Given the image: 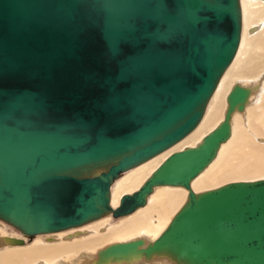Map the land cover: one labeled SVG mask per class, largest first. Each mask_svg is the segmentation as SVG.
Here are the masks:
<instances>
[{"label":"water","instance_id":"obj_1","mask_svg":"<svg viewBox=\"0 0 264 264\" xmlns=\"http://www.w3.org/2000/svg\"><path fill=\"white\" fill-rule=\"evenodd\" d=\"M241 24L239 0H0V221L57 232L128 215L156 186L181 187L156 238L111 243L97 262L264 264V178L191 187L250 86L234 83L214 128L110 205L115 179L199 123Z\"/></svg>","mask_w":264,"mask_h":264},{"label":"bare ground","instance_id":"obj_2","mask_svg":"<svg viewBox=\"0 0 264 264\" xmlns=\"http://www.w3.org/2000/svg\"><path fill=\"white\" fill-rule=\"evenodd\" d=\"M239 1L242 24L238 47L220 77L199 123L179 142L115 179L110 187V205L113 208L118 205L123 194L136 190L167 155L184 146L196 145L220 122L226 108V95L236 82L252 87L248 103L242 111L232 113L230 136L220 145L211 163L191 182V187L194 191H199L217 187L226 181H248L264 177V0ZM182 189L184 188L156 186L144 206L122 216L135 213L124 223L117 227H108L104 234L94 233L71 243L59 241L57 244H43L39 241L40 237L33 245L20 247L25 245L27 237L33 238L42 234L29 236L22 233L12 237L1 233L0 264H99L98 251L111 243L142 238L146 244L156 238L184 202L187 192ZM111 217L113 216L106 215L90 222L91 224L67 229V232L58 233L57 236L67 234L69 241L83 234L80 232L82 229H79L81 227L96 232L102 226L108 225ZM73 231L76 232L69 233ZM5 237L21 239L22 243L9 242ZM100 264L174 263L166 258H141L137 261H109Z\"/></svg>","mask_w":264,"mask_h":264},{"label":"rangeland","instance_id":"obj_3","mask_svg":"<svg viewBox=\"0 0 264 264\" xmlns=\"http://www.w3.org/2000/svg\"><path fill=\"white\" fill-rule=\"evenodd\" d=\"M213 102V101H212ZM212 102H211V104H212ZM209 108V107H208ZM208 110V109H207ZM207 113V112H206ZM188 146V145H187ZM185 147V146H184ZM258 178H261V177H256V179H258ZM264 178V177H263ZM249 180H255V178H253V179H249ZM248 180V181H249ZM230 182V181H229ZM224 183H227V181L226 182H224ZM224 183H222V184H224ZM222 184H219V185H222ZM214 187H216V186H214ZM178 189H180V188H178ZM182 190H184V189H182ZM199 191H201V190H199ZM187 192V191H186ZM135 214V213H134ZM134 214H132V215H130V216H133ZM130 216H126V217H121V218H114V217H111V219H110V222H109V224L108 225H104V226H102L98 231H96V232H93V230L92 229H84L83 227H81V228H79V229H82V231H80V232H83V234H81L80 236H78L77 238H73V239H71V240H69L68 241V239L66 238V236H67V234H64L62 237L61 236H57L58 235V233H63V232H67L68 230H65V231H61V232H57V233H55V234H42V235H37V236H35V237H30V238H28L27 237V239H26V241H25V245H23V246H20V247H25V246H31V245H33V243H34V241H36L37 239H39L40 237V239H39V241H40V243H43V244H51V243H59V241L60 242H67V243H71V242H74L75 240H80L82 237L83 238H85V237H89L90 235H92V234H97V235H99V234H104V232L106 233L107 231L106 230H108V227H117V226H119L120 224H122V223H124V221L125 220H127V219H129V217ZM121 221V222H120ZM3 223V224H2ZM1 224L2 225H4V226H1ZM1 224H0V234L1 233H3V235H5V236H11L12 235V237H16V236H19V235H22V233L20 232V231H18V230H16V229H14L13 227H11V226H9L8 224H6V223H4V222H2L1 221ZM91 224V223H90ZM84 230V231H83ZM70 231V230H69ZM86 231V232H85ZM74 232H76V231H73V232H69V233H71V234H74ZM42 236H43V238H42ZM48 236V237H47ZM57 236V237H56ZM81 237V238H80ZM73 240V241H72ZM52 241V242H51ZM106 245V244H105ZM105 245H103V246H105Z\"/></svg>","mask_w":264,"mask_h":264}]
</instances>
